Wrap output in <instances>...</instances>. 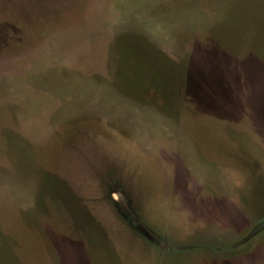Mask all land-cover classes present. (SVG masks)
<instances>
[{
	"label": "rangeland",
	"instance_id": "obj_1",
	"mask_svg": "<svg viewBox=\"0 0 264 264\" xmlns=\"http://www.w3.org/2000/svg\"><path fill=\"white\" fill-rule=\"evenodd\" d=\"M0 264H264V0H0Z\"/></svg>",
	"mask_w": 264,
	"mask_h": 264
},
{
	"label": "crops",
	"instance_id": "obj_2",
	"mask_svg": "<svg viewBox=\"0 0 264 264\" xmlns=\"http://www.w3.org/2000/svg\"><path fill=\"white\" fill-rule=\"evenodd\" d=\"M216 64L218 65L220 70H222L224 68L222 60L217 61ZM224 69H225V74H227V72L229 70V64H225V68Z\"/></svg>",
	"mask_w": 264,
	"mask_h": 264
}]
</instances>
